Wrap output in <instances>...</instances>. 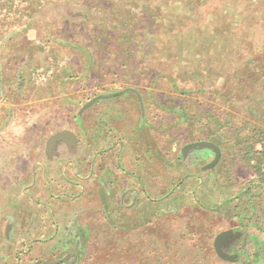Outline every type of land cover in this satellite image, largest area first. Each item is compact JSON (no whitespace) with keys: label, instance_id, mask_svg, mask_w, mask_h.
Segmentation results:
<instances>
[{"label":"rangeland","instance_id":"374dc122","mask_svg":"<svg viewBox=\"0 0 264 264\" xmlns=\"http://www.w3.org/2000/svg\"><path fill=\"white\" fill-rule=\"evenodd\" d=\"M176 1L0 0V264L173 263L187 220L264 264V197L238 222L172 210L205 197L219 115L263 108L264 0Z\"/></svg>","mask_w":264,"mask_h":264},{"label":"trees","instance_id":"16d2710c","mask_svg":"<svg viewBox=\"0 0 264 264\" xmlns=\"http://www.w3.org/2000/svg\"><path fill=\"white\" fill-rule=\"evenodd\" d=\"M185 3L184 0H177L174 5L177 10L187 13L190 7H184ZM194 52L203 54L207 51L198 49ZM255 115L252 116L254 121L243 122V127L240 125L235 130L237 122L234 115L226 112L219 115L221 121L207 129L202 148L207 150L209 160L203 163L208 167L202 171L204 178L200 183L205 197L193 204L172 207L176 216L182 213L193 215L196 219L201 217L205 221L229 218L238 222L249 206L264 197V174L259 173V169L253 168V176L243 181L236 178L233 169L240 159L246 157L253 159L254 164L264 160V105ZM257 145L260 148L255 151ZM185 224L186 235L189 237L192 233L198 237L193 240L180 238L182 243L178 241L176 246H169L162 238L164 247L169 246L168 254L173 251L170 256L176 258L173 263L170 261L166 264H185L187 260H196L198 264H224V258L219 256L211 242L212 238L202 237L204 232L192 220H187Z\"/></svg>","mask_w":264,"mask_h":264}]
</instances>
